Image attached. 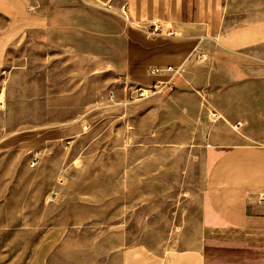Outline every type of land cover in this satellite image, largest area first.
<instances>
[{"label":"rangeland","instance_id":"rangeland-1","mask_svg":"<svg viewBox=\"0 0 264 264\" xmlns=\"http://www.w3.org/2000/svg\"><path fill=\"white\" fill-rule=\"evenodd\" d=\"M112 1L28 0L41 30L0 16V264H186L198 246L211 93L182 68L133 99Z\"/></svg>","mask_w":264,"mask_h":264},{"label":"crops","instance_id":"crops-1","mask_svg":"<svg viewBox=\"0 0 264 264\" xmlns=\"http://www.w3.org/2000/svg\"><path fill=\"white\" fill-rule=\"evenodd\" d=\"M117 3L127 17L129 82L148 83L149 68L169 65L183 68L190 85L198 73L211 93L214 151L206 158L198 246L186 264H264V11L228 12L223 0ZM0 16L9 29L46 25L28 0H0ZM227 16L235 21L229 26ZM153 23L175 36L151 34Z\"/></svg>","mask_w":264,"mask_h":264},{"label":"built area","instance_id":"built-area-1","mask_svg":"<svg viewBox=\"0 0 264 264\" xmlns=\"http://www.w3.org/2000/svg\"><path fill=\"white\" fill-rule=\"evenodd\" d=\"M121 13L123 19L127 21L124 7H121ZM150 33L153 35H164L165 37L175 36L171 30L163 31L159 23L151 24ZM203 56L196 58V61L203 60ZM180 74V67L175 66H163V67H151L147 70V76L150 78L148 83L140 84L131 90L130 96L136 101H143L149 99L165 89L169 90L176 78Z\"/></svg>","mask_w":264,"mask_h":264}]
</instances>
